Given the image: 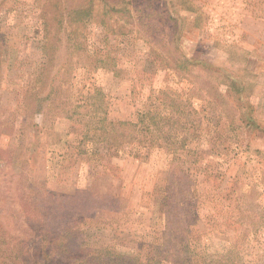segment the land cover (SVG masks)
Instances as JSON below:
<instances>
[{
	"label": "rangeland",
	"instance_id": "1",
	"mask_svg": "<svg viewBox=\"0 0 264 264\" xmlns=\"http://www.w3.org/2000/svg\"><path fill=\"white\" fill-rule=\"evenodd\" d=\"M133 1L0 0V264H264V0H192L180 44L247 68L243 100L207 63L165 66L168 2ZM153 109L174 124L149 148ZM111 121L134 137L111 149Z\"/></svg>",
	"mask_w": 264,
	"mask_h": 264
},
{
	"label": "trees",
	"instance_id": "2",
	"mask_svg": "<svg viewBox=\"0 0 264 264\" xmlns=\"http://www.w3.org/2000/svg\"><path fill=\"white\" fill-rule=\"evenodd\" d=\"M108 1V0H105ZM144 2V6L148 7H155L158 6L157 4L160 2H163V4L165 3V0H141ZM126 2V1H124ZM121 0H112V6L108 8V12H112L113 15L118 14L120 12L119 9H117V7L119 5H121L122 3ZM136 2L135 0L133 1V3ZM139 2V1H137ZM136 2V3H137ZM168 2V3H167ZM167 5L169 6V8L167 10H165V8H163L164 10L162 11V8L159 9L158 12H155L154 15V19H151L149 22L151 23V25H154L155 30H159L156 31V35H152L153 36V40L155 42H163L165 44V50H163L162 52H159L158 49H155V53L157 54V56L161 59L164 60L166 63L164 64L166 65H172V63L169 61V57L166 55H169L172 58V61L174 62L175 65H173L175 68H179V69H186L189 66L193 65V66H197L200 64H204L207 63L205 66L206 71L209 74H213V73H218L219 71H223L225 76H227L230 79V84L232 86V89L234 90V93L237 96L238 100H243L244 99V92L247 90V87L245 84L241 83L243 82L244 76L246 75V71H249L247 68H242V67H238L240 71L243 72V74L239 75V80L241 81L239 83L238 80H236L233 76V68L231 67H227V69L231 70V71H227L224 68H219L214 66L213 64L209 63L206 61V59H202L201 58V54L196 52H193V55L189 56L186 54L185 50L180 46L182 39L187 36V32L194 28L197 29H201L200 24L203 22V18H202V12L199 11L198 9L195 8V6L192 8L190 7V3L193 6V1L192 0H167ZM129 4L132 3L128 2ZM128 5V4H127ZM184 6V7H182ZM178 7V9H176ZM132 8V7H131ZM131 8H128L124 10V12L127 10H131ZM89 7H84V9L82 10L81 7L77 8L76 11H81L82 13H86ZM146 9V8H145ZM173 10L175 15H172L169 11ZM184 10H190L192 12L193 15H195L194 17V22H192V25H190L189 22H191V20L189 21V17L188 15H182V11ZM138 12L141 14L142 17H146L147 15L145 13H142L141 10L138 9ZM151 12V13H153ZM150 13H148L149 15ZM122 16H118L116 15L115 21L117 23H119L122 19ZM150 17V16H149ZM143 21V20H142ZM152 30V29H151ZM154 30V31H155ZM152 39V38H151ZM167 39L173 40L174 39V43L172 44V46H170V44H168ZM170 48L172 53H166V49ZM162 50V47L159 48ZM175 51L178 52V56L176 57L175 55ZM165 53V54H164ZM155 54V55H156ZM200 54V55H199ZM166 57V58H165ZM202 65V66H204ZM242 76V78H241ZM242 85V86H241ZM247 92V91H246ZM173 99L171 104L173 103ZM166 105H168V103H166ZM183 107H181L180 105H174L173 109L171 111L172 116L174 113H178L180 111H182ZM184 110V109H183ZM246 113V115L248 114L246 111L244 112ZM173 119V118H172ZM172 119L170 120V118H167L164 116L163 112L159 109H153V110H149L147 112H142L139 114V120L140 122L143 124L144 129L148 130L149 132V148H151L154 145H160V147H162V145L164 144V142H166L167 140H171L172 139V135L171 133H169V129L167 128L169 125L174 124V121H172ZM249 119L253 122V117L250 115ZM148 120H149V124H148ZM152 121V122H151ZM138 125V123L135 122H131V121H111L109 123H102V127L104 130V134L107 136V138L112 141L111 143H108L111 146V149L114 148L115 146L118 147L120 145H122L126 139L124 141H122V143H119V138H125L128 137L129 135L133 138L134 136H132V131L130 133H128L127 128L124 129L126 126L132 127L135 129V127ZM135 140V139H134ZM109 146V148H110ZM10 252H13V249H10ZM99 253L102 252H97L98 256H94V259H98L100 256ZM16 254H19V252H17ZM93 259V261H94ZM93 261H90V263L88 264H95Z\"/></svg>",
	"mask_w": 264,
	"mask_h": 264
}]
</instances>
